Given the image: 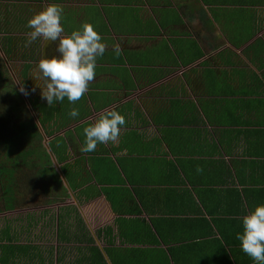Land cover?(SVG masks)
<instances>
[{"label":"crops","instance_id":"1","mask_svg":"<svg viewBox=\"0 0 264 264\" xmlns=\"http://www.w3.org/2000/svg\"><path fill=\"white\" fill-rule=\"evenodd\" d=\"M208 5L216 8V14L207 10L213 31L206 41L197 39L193 47L182 48L183 39L176 49L188 58L199 48L212 60L203 69H192L190 81L183 80L182 72L174 87H155L160 94L165 90L177 94L174 97L150 95L134 104L132 114L127 113L131 105L117 110L125 112L128 123L115 143L97 145L99 155L93 157L97 170L93 174L88 165L87 176L93 178L85 181L88 194L79 201L71 194V204L59 210L40 208L33 212L40 217L34 223L0 209V264H58L70 258L67 251L75 252L71 258L78 257L85 243L54 242L53 234L63 228L72 232L68 236L91 232L103 249L99 245L103 239L87 225L86 207L104 219L96 232L110 225L118 233L116 220L125 219L143 240L125 246L161 248L172 264H254L236 236L243 232V215L264 203V55L247 52L264 40V3ZM225 8L232 9L224 14L232 26H225L224 20L220 30L217 21ZM250 17L244 31L245 18ZM195 24L201 26L199 21ZM199 74H204L203 79ZM105 104L103 97L95 106L100 109ZM198 167L203 171L197 172ZM92 185L100 193L93 195ZM61 210L66 212L63 222ZM53 216L55 220L50 219ZM73 219L79 231L71 227ZM148 228L158 245L144 242ZM58 249L61 261H57Z\"/></svg>","mask_w":264,"mask_h":264},{"label":"flooded vegetation","instance_id":"2","mask_svg":"<svg viewBox=\"0 0 264 264\" xmlns=\"http://www.w3.org/2000/svg\"><path fill=\"white\" fill-rule=\"evenodd\" d=\"M49 3L64 9V36L93 23L107 45L103 57L98 58L88 91L75 104L65 98L62 103L48 105L41 95L45 81L41 78L38 82L34 76L39 75L37 65L42 57L57 55L59 40L40 37L28 43L32 31L28 20ZM104 6L115 8L112 17L117 27L110 32L100 27V16L97 20L98 9ZM124 6L133 14L123 12ZM209 8L202 0H0V59L5 61L3 65L0 60V78L4 79H0V209L34 223L40 217L33 212L40 208L54 206L59 210L71 204V194L78 201L83 198L89 168L88 154L81 151L84 129L106 111L126 110L122 106L131 105L127 113L132 114L134 104L145 97L177 95L168 90L160 94L155 87H174L181 82L182 72L183 80L190 81L192 69H203L204 63L212 60L205 54L185 65L176 49L183 39L182 48L193 47L197 39L206 41V35L213 31L208 22ZM115 45L121 48L118 57L113 51ZM10 61L16 62L14 69ZM200 76L203 79L204 74ZM5 81L11 84L14 97H9ZM154 90L156 94H152ZM103 97L106 104L97 109L96 101ZM42 106L57 109L44 124ZM74 107L80 112L76 119L69 115ZM55 170L60 171L61 179L52 174ZM61 180L63 186L59 188ZM8 186L13 193L8 194Z\"/></svg>","mask_w":264,"mask_h":264},{"label":"clouds","instance_id":"3","mask_svg":"<svg viewBox=\"0 0 264 264\" xmlns=\"http://www.w3.org/2000/svg\"><path fill=\"white\" fill-rule=\"evenodd\" d=\"M64 9L49 3L47 7L36 12L27 23L32 29L28 43L43 37L45 41H57V55L42 57L37 68V81L44 79L42 98L48 105L60 102L65 98L75 104L88 91L89 83L95 78L98 58L103 57L107 45L93 23H85L80 29L64 36L62 24ZM118 57L121 54L119 45L113 46ZM69 115L76 119L80 112L72 108ZM126 125L125 115L117 110L104 112L91 126L84 129L85 142L82 152L95 151L97 144L115 143L121 129ZM197 168V172H202ZM243 232L236 239L240 241L241 250L254 264H264V203L257 204L242 217Z\"/></svg>","mask_w":264,"mask_h":264},{"label":"trees","instance_id":"4","mask_svg":"<svg viewBox=\"0 0 264 264\" xmlns=\"http://www.w3.org/2000/svg\"><path fill=\"white\" fill-rule=\"evenodd\" d=\"M205 2L212 3L211 0H204ZM257 0H217L215 3H245V4H253ZM264 3V0H260ZM245 24L248 23V20L251 22L250 18H245ZM248 25L243 27L244 31L248 30ZM236 44L235 42H233ZM252 51L254 55L257 57H261L264 55V40H259L257 44L251 45L247 48V52ZM203 53L200 49H197L196 54L194 56L186 58L182 55L183 64L188 65L194 62L196 59L202 57ZM251 58L255 61V57L251 56ZM54 111H57L55 108H48L42 106V112L44 113V118L41 119L42 124L48 121L52 116ZM97 170V169H95ZM94 170V171H95ZM93 171V173H95ZM97 173V172H96ZM87 179V180H86ZM92 179V177L85 178V181ZM71 186L73 189H76L77 185L72 184ZM91 193L98 194V191L94 185H92ZM85 194H88L86 191ZM89 195H87L88 197ZM110 200L112 201L113 208L116 210V201L111 197ZM116 224L119 227V232L115 233L113 227L107 225L103 228H100L96 235L98 238L103 239L105 246L103 249L99 248L96 245V240L89 231L82 232L81 234L73 233V235H67L63 237L62 240L68 241H79L81 243H85L84 247L80 248L78 257H75V261L69 264H172V259L169 257L168 254L161 248H152V249H143V248H129L125 246L126 243H139L142 244V236H139L136 231L133 230V224L128 222L125 219H117ZM148 236L147 240L144 242H149L151 244L158 245L159 240L157 239L156 235L152 233L151 229L148 228ZM64 233V231H62ZM136 232V234L134 233ZM58 239L60 237V231L57 232ZM162 236V235H161ZM117 238L120 239V243L117 242ZM164 238V236H163ZM165 239V238H164ZM62 250L58 249V257L57 261H61L62 257ZM105 254L107 258L105 257ZM170 255L174 258L173 250H171ZM110 263H109V261Z\"/></svg>","mask_w":264,"mask_h":264},{"label":"rangeland","instance_id":"5","mask_svg":"<svg viewBox=\"0 0 264 264\" xmlns=\"http://www.w3.org/2000/svg\"><path fill=\"white\" fill-rule=\"evenodd\" d=\"M203 2H205L204 0H202ZM207 1V0H206ZM211 2L212 3H215V2H217V0H211ZM222 3V2H221ZM210 4V3H209ZM97 10V9H96ZM115 10V8H113V7H109V6H104V7H101V8H99L98 9V16H97V20H98V18H99V16H100V19H101V22H102V25L100 26L102 29H103V31H105V32H110V31H112V29H114L115 27H117L116 26V20L112 17V12ZM117 10H119V8H117ZM122 10H123V12H127L128 14L129 13H131V14H133L132 12H133V10H130L128 7H126V6H124L123 8H122ZM209 10L213 13V14H216V8H212V7H210L209 8ZM232 11V9L231 8H225L222 12H221V14H220V17H219V19H218V21H217V28L218 29H220L221 30V28H224V25H222V22L225 20V26L226 25H229L230 23H228L226 20H228V18L229 17H224V14L226 13V14H229V12H231ZM173 14H175L174 13V10H173ZM125 21H127L126 19H124L123 20V22H125ZM231 25V24H230ZM83 26V25H82ZM81 26V27H82ZM232 26V25H231ZM1 60V64H5V61L4 60H2V59H0ZM16 62L15 61H10L9 62V65L12 67V64H15ZM4 67V66H3ZM13 69H14V67H12ZM6 74H8L9 76L11 75L9 72L8 73H6ZM13 75H14V72L12 73ZM6 78H8V81H9V79H10V77H6ZM0 79H2V78H0ZM12 80V79H11ZM4 81V79H2V82ZM9 83H11V82H9ZM5 84H6V81H5ZM13 84H15V83H13ZM7 85V84H6ZM8 86H9V90H8ZM10 88H11V84L10 85H7V93L9 94V97L11 96V97H14V95L12 94V92H10ZM19 108V107H18ZM122 114H124L125 115V118H127L126 117V114H125V112H123ZM126 123H128V121H127V119H126ZM102 146L104 145V144H101ZM87 154L89 155V156H92L90 159H87L88 161H89V166H90V170L89 171H94L96 168H97V166H98V164H97V162L93 159V157L95 156V155H99V153L98 152H96V151H93V152H87ZM49 157V156H48ZM47 157V158H48ZM47 162H49L48 160H47ZM109 163L110 164H112L111 163V161H109ZM95 172V171H94ZM60 173V171L59 170H55V171H53L52 172V174H54V175H56L57 177H60V179H61V175L59 174ZM94 174V173H93ZM60 175V176H59ZM58 185V187L59 188H61L62 186H63V181L61 180L60 182H58L57 183ZM8 185H10V184H8ZM6 190H7V192H8V194H11V193H13L14 192V189L12 188V186H8V187H6ZM27 194V193H26ZM70 209H71V207H70ZM65 210V209H64ZM68 210V209H67ZM86 210V211H85ZM62 211V210H61ZM84 211L86 212V217H87V221H88V227L90 228V230L91 231H93V233L96 235V230L100 227V226H103V221H104V219L103 220H100V218H98V217H95L94 216V213L91 211V209H87V207L84 209ZM66 213V212H65ZM64 211H62V213H61V216H60V218H62L63 216H64ZM66 217V216H65ZM74 218V217H73ZM97 218H98V220H97ZM51 220H55V216H53V217H51L50 218ZM62 220V222H63V220H64V217L61 219ZM97 222V223H96ZM54 224V223H53ZM71 227L73 228V229H77L78 230V225H77V223H75L74 222V219L71 221ZM68 228V227H67ZM64 229V233L60 230V237H59V239H58V235L56 234V233H54L53 234V240H54V242H56L57 240L60 242V240H62L63 239V237H64V235L65 236H67L68 234H72V232H69V229H65V228H63ZM79 231V230H78ZM48 232H50L49 230H48ZM46 234V233H45ZM92 234V233H91ZM65 241H67V240H65ZM104 242V240L102 241H100L99 240V245H103V246H105V244L103 243ZM62 249V248H61ZM55 253H56V250H55ZM61 253H62V251H61ZM72 253H74L75 254V252H70V251H67L66 252V254H68L69 255V257L70 258H65V259H63L62 260V262L61 263H58V264H69V263H72V262H74L75 260V258H71V256H74ZM52 255V254H51ZM55 258H56V254H55ZM57 262V261H56Z\"/></svg>","mask_w":264,"mask_h":264}]
</instances>
